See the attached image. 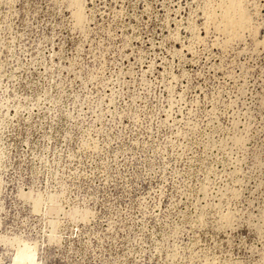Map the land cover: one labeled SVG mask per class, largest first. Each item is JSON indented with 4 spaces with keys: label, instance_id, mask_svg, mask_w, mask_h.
I'll return each mask as SVG.
<instances>
[{
    "label": "rangeland",
    "instance_id": "374dc122",
    "mask_svg": "<svg viewBox=\"0 0 264 264\" xmlns=\"http://www.w3.org/2000/svg\"><path fill=\"white\" fill-rule=\"evenodd\" d=\"M0 264H264V0H0Z\"/></svg>",
    "mask_w": 264,
    "mask_h": 264
},
{
    "label": "bare ground",
    "instance_id": "6f19581e",
    "mask_svg": "<svg viewBox=\"0 0 264 264\" xmlns=\"http://www.w3.org/2000/svg\"><path fill=\"white\" fill-rule=\"evenodd\" d=\"M232 4H233V2H232ZM230 10H229L228 17L226 20V26H227V28H230L231 30L235 31L241 27V24L244 23V20H246V19H244L245 17L239 18V17L233 16V13L231 14Z\"/></svg>",
    "mask_w": 264,
    "mask_h": 264
}]
</instances>
